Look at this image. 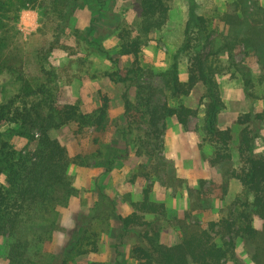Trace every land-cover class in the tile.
Listing matches in <instances>:
<instances>
[{
    "label": "trees",
    "instance_id": "obj_1",
    "mask_svg": "<svg viewBox=\"0 0 264 264\" xmlns=\"http://www.w3.org/2000/svg\"><path fill=\"white\" fill-rule=\"evenodd\" d=\"M67 1V0H63ZM71 5L62 25L56 29L53 39L39 53L36 68L25 73L17 68L15 73L21 82L13 93L0 102V125L14 124L10 132L27 139L32 148L17 150L7 142L0 146V237L6 239L8 264H68V257L85 255L98 250L100 230L109 229L114 236L124 239L131 236L134 243L131 255L135 264H225L235 249L234 237L242 236L254 247L253 260L264 264V154L255 153V144L262 139L264 107L260 110L240 114L232 128L220 129L218 117L225 108L217 76L229 73L234 68L242 75L247 95L254 98L249 69L236 61L235 49L243 46L257 56H264V9L256 8L252 13L245 0H235L227 5L221 15L222 22L229 28L227 36L217 43L211 38L204 17L196 19L194 27L187 24L184 40L171 68L163 76L164 89L172 96H188L202 84L205 87V112L203 130L215 148L209 162L220 166L222 191L225 193L231 181L239 182L241 191L211 231L218 226L229 241L216 243L210 230L198 221H187L186 217L176 220L180 241L167 246L160 241L159 216L165 215L163 204L151 202L147 195L135 203V211L127 216L120 215L116 203L102 192L93 208L78 219V229L60 254L45 253L38 258L37 249L53 241L54 232L60 229L55 216L57 209L68 206L77 193L68 174L73 160L68 149L52 136V131L63 126H74L77 134L91 131L93 155L97 166L105 173L112 171L117 160L126 159L131 144L137 146L136 154L145 156L147 165H140L134 177L151 178L164 174L171 184L177 182L167 173L166 163L159 156L162 149L160 137L164 134L165 120L175 118L185 129L197 116V110L184 105L171 106L166 101L153 103L133 102L125 93L124 124L117 128L118 138L125 148L105 142L107 131L108 104L91 114L83 113L78 104H61L57 100L58 71L50 64L51 55L60 48L65 23L80 8H90L92 0H69ZM174 0H138L140 23L136 32L124 22L117 26V37L121 56L138 57L150 36L161 31L167 24ZM59 6V3L55 4ZM3 2L0 0V11ZM198 28L197 30H195ZM210 48L209 53L206 49ZM2 45L0 43V53ZM187 57L188 77L179 76L178 56ZM221 56L228 59L226 67ZM3 61L0 57V63ZM35 65V64H34ZM140 68L120 72L104 73L114 82L133 83ZM152 145V147H151ZM237 153L234 162L232 149ZM150 151H152L150 153ZM156 153V158L154 157ZM5 176V183L1 176ZM146 215H155L152 220ZM255 219L262 221L261 228L254 225ZM112 221L119 227H111ZM108 231V232H109Z\"/></svg>",
    "mask_w": 264,
    "mask_h": 264
},
{
    "label": "rangeland",
    "instance_id": "obj_2",
    "mask_svg": "<svg viewBox=\"0 0 264 264\" xmlns=\"http://www.w3.org/2000/svg\"><path fill=\"white\" fill-rule=\"evenodd\" d=\"M235 0H174L165 27L150 36L138 57L119 54L117 26L122 22L136 32L140 23L138 0H92L90 8H80L65 23L61 43L66 48L56 50L50 57V64L58 71L57 100L59 103L78 104L83 113L91 114L102 106L107 99L108 116L105 142L125 148L121 144L117 128L124 124V99L126 93L133 102H167L171 106L184 105L197 110L187 129L175 118L165 120L164 134L160 137L162 149L159 156L166 163L167 173L177 182L171 184L164 174L151 178L134 177L140 165H147L148 159L135 152L137 145L131 144L126 159L117 160L112 171L105 173L97 166L93 155L91 129L77 134L74 126H63L52 131L68 149L73 160L68 174L77 193L68 206L60 207L56 212V222L60 229L54 232L53 241L37 249L38 258L45 253L65 252L72 234L78 229V219L88 213L100 198L101 192L115 201L120 215L127 216L135 211V203L144 200L145 195L151 202L163 204L165 215L159 216L161 225V243L173 246L180 241L177 219L186 217L187 221H198L203 228L210 230L217 223L241 191L237 181H231L225 193L222 191V173L220 166H213L209 159L215 151L207 141L203 130L205 112V87L198 84L188 96H172L164 89L163 76L171 68L174 58L184 40L188 23L194 27L196 19L202 16L208 24L211 38L221 43L229 35V28L222 22L221 15L227 5ZM0 11V102L13 93L21 82L15 73L21 68L29 73L36 68L40 50L46 46L63 24L70 1L63 0H2ZM59 3V6L55 4ZM252 13L256 8L264 9V0H245ZM70 9V6H69ZM122 21V22H121ZM196 28L195 30H197ZM210 48L206 49L209 53ZM236 61L244 64L250 72L254 98L247 95L242 75L234 68L229 73L217 76L220 94L225 108L218 117L220 129L232 128L240 114L260 110L264 107V56L243 46L235 49ZM226 67L228 59L221 56ZM179 76L182 81L188 77L187 57L178 56ZM35 64V65H34ZM229 65V66H228ZM139 67L133 83H118L104 76V73L120 72ZM14 124L0 125V146L7 142L13 148H32L29 141L16 133ZM262 139L255 144V153L264 154V126ZM152 147V145H151ZM152 151H150L151 153ZM235 164L237 153L232 149ZM5 183V176H1ZM155 215H146L152 220ZM112 221L111 227H119ZM254 225L261 228L262 221L255 219ZM98 250L85 255L68 257V264H135L131 255L134 239L114 236L108 230L97 226ZM109 231V232H108ZM219 245L229 238L224 237L217 226L211 231ZM6 239L0 237V264H8L6 257ZM233 255L225 264H256L253 260L254 247L242 236L234 237Z\"/></svg>",
    "mask_w": 264,
    "mask_h": 264
}]
</instances>
